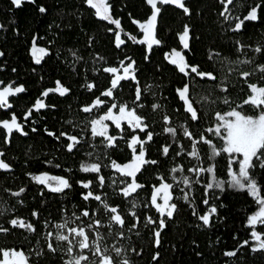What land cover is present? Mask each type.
Returning a JSON list of instances; mask_svg holds the SVG:
<instances>
[{
  "label": "trees",
  "instance_id": "16d2710c",
  "mask_svg": "<svg viewBox=\"0 0 264 264\" xmlns=\"http://www.w3.org/2000/svg\"><path fill=\"white\" fill-rule=\"evenodd\" d=\"M257 2L258 21L247 22L239 33L231 31L233 23L221 15L218 0H184L188 14L181 8L160 5L156 34L160 43L149 49L147 43L138 42L143 39L139 23H145L151 13L146 0H104L110 6L111 18L120 20L118 28L98 17L86 0H22L19 7L12 0H0V81L24 89L10 97V108H0V119L11 113L23 122L29 116L23 128L27 135L14 133L8 145L0 129V148L14 168L11 174L0 175V227L8 225V218L18 216L34 229L0 233V251L10 248L27 252L30 264H68L81 252L88 259L80 264H96L100 259L94 251L97 245L111 257L112 264H264V249L252 250L257 242L251 235L255 231L264 239V224L257 223L254 228L248 225L250 217L264 207L259 203V199H264V169L253 158L257 166L250 175L257 182L258 197L247 189L231 187L229 172L238 169L241 157H235L233 162V155L223 151V133L208 131L218 123L217 113L238 109L242 115L257 116L260 111H252L244 101L248 83L255 81L264 87V0H241L238 10L240 13L247 4ZM41 7L46 11L40 12ZM231 16L235 17V13ZM185 26L190 30L189 48L184 51L187 64L211 73L215 80L195 74L186 76L166 61V52L180 48L178 37ZM117 33L124 40L119 47L115 42ZM238 42L243 46L240 53ZM34 46L46 53L39 63L33 55ZM257 48L262 51L257 52ZM121 62L123 67L134 62L129 78L120 81L111 98L106 97L102 94L111 87L112 78L123 71ZM110 67L117 68V74L104 71ZM245 72L250 75L243 78L241 74ZM185 84L197 113L195 120L176 93ZM64 88L68 92L60 94L56 90ZM43 98H48L47 107L31 109ZM97 98L103 101L98 106L100 110L96 108L100 115L113 103L117 105L114 115L126 105L127 110L135 108L148 127L143 132H133L122 122V130L112 129V133L122 136L114 147H107L103 137L85 135L87 112L83 108ZM167 127L176 130L175 136L165 131ZM185 129L191 137L184 134ZM148 132L152 133V140L144 144L145 159L157 163L142 167L136 182L143 187L124 197L120 189L125 185L121 181L130 183L131 178L124 177L111 164L130 163L133 153L128 141L135 134L146 140ZM71 134L78 136L80 143L69 151L66 137ZM166 146L169 151L164 155L162 149ZM194 149L196 157L190 155ZM139 150L137 144V153ZM214 150L218 154L214 155ZM91 163L101 165L99 173L82 170L81 165ZM177 167L183 171L173 173L171 170ZM197 167L213 171H190ZM44 173L66 179L71 187L62 192L50 191L34 179ZM173 175L177 181L188 177L190 187L174 181ZM99 176L104 177L103 187ZM89 181L85 188L83 184ZM216 182L223 184V190L207 187ZM162 183L173 185L169 203H175L176 209L171 218L164 216L165 227L157 245L154 233L160 230V214L151 204V196L153 186ZM89 191L93 197L101 196V201L93 197L85 200ZM185 193L187 200L183 198ZM157 202L162 200L158 197ZM213 206L217 212L205 226L198 217ZM113 207L117 213L108 210ZM85 211L89 215L81 216ZM73 213L80 219L69 227L83 226L90 247H76L81 237L64 229L63 234L73 242L69 255L68 242L57 241L55 234L60 231L56 225L72 218ZM115 214L121 215L123 225L110 222ZM149 217L156 223H149ZM97 220L99 224H95ZM89 224L94 227L88 228ZM244 241L250 243L241 247ZM49 242L56 251L48 248ZM114 248L121 249L119 256ZM232 251L236 252L234 256L226 255Z\"/></svg>",
  "mask_w": 264,
  "mask_h": 264
},
{
  "label": "snow or ice",
  "instance_id": "6c2138e0",
  "mask_svg": "<svg viewBox=\"0 0 264 264\" xmlns=\"http://www.w3.org/2000/svg\"><path fill=\"white\" fill-rule=\"evenodd\" d=\"M22 0H12V3L19 7L21 5ZM34 2V0H33ZM147 4L150 5L153 9V12L151 14V17L145 22V23H139V28L144 33V38L139 40L138 42L141 44L147 43V46L149 49H151L153 44H159L160 41L158 39L154 38V29L157 21L158 14L160 13L161 9L157 7V0H146ZM161 4L168 5V4H178V6L185 11L186 14L189 13V9L185 6V4L182 2V0H159ZM86 3L90 6H92L96 10V15L98 17H101L105 21H109L111 24L117 26V28L120 26V20L118 19H112L110 15V6L106 3H104V0H99V2H96V0H86ZM233 0H227V3L224 7V12L221 13L222 16H224L225 20H238V22L235 23V27L232 29L233 31L240 30L245 21H256L258 19V9H260V4H256L255 6L251 7V10L249 11L248 15L245 16L243 19H239V17H232L231 15H225V13L229 12L228 4H232ZM40 12H45L46 9L41 7L39 9ZM2 27V26H0ZM111 31V29H110ZM189 32L187 26H185V29L183 33L179 36L180 41H182L183 49L189 48ZM132 39H135V37H132ZM115 42L116 46L119 47L121 44L124 43V40L121 39L120 35L117 33L115 36ZM241 49L243 46H240ZM257 52L262 51V49L257 48ZM37 53L46 54L44 49H37L35 46L33 47V55L36 57V62L39 63L40 57L37 56ZM3 53L0 52V56H2ZM171 64L178 66V70L187 75L195 74L196 76H199L200 78H210L215 80L216 77L213 76L211 73H204L198 71L197 67L190 66L186 63L184 56L179 51L173 50L171 53ZM211 58V56H210ZM134 62H131L128 64L127 67H123V62H121V67H123L124 75H115L114 78L111 80V87L102 95L111 98L113 96V89H116L120 83L121 80H127L129 78V71L133 68ZM15 71V69L13 70ZM104 71L108 73H117L118 69L115 67H110L107 69H104ZM261 71H264V66H261ZM244 77H248L250 73H242L241 74ZM134 79V76L132 77ZM249 88L251 90V95L244 101L245 104H251L254 108L260 110L259 115L256 117L253 116H245L242 115L240 111H237L235 109L230 110L229 112L221 115L220 113H217V119L218 123L214 128L208 129L209 132H214L216 135H221L223 133V139L225 141L226 147L223 149V151L227 152L230 155H233L234 159L233 162H236L235 157L242 156V159L239 160V170L237 172H231L230 176V186L233 188H238L241 190L247 189L251 195L258 197L259 194V188L257 185V182L253 177L250 175V170L255 168L257 165L253 162V158H255L256 161L259 162V167L264 169V87H258L256 84L249 85ZM23 86H19L16 88H12L11 85L8 87L3 88V90H0V108H10L11 105L8 102V98L11 95H15L16 93L23 92ZM181 99L187 102L186 112L191 114L192 119L197 118L196 110L193 108L192 103L188 102V93H189V86L188 84H185L183 89L177 90ZM68 92L67 88L62 89V94ZM44 95H47V92L44 93ZM140 99V92L139 89H137V100ZM103 103L99 98H97L96 102L90 106L83 108L84 112H91L93 108L100 106ZM225 104H228L229 101L225 99ZM37 110L40 108L45 107V105L37 101ZM117 105L113 103L111 107L109 108L108 112L102 116H100L98 119H93L91 123V135L93 137L99 136L103 137L106 146L107 147H114L115 141L117 137L108 135V124L105 123V121H112L115 126L118 129H121V123L126 122L130 129L135 132L136 129H139L141 132H143L148 125L144 123L143 118L138 116L136 114V109L133 108L131 110H127L126 105H122L119 107V114L114 115L113 109H115ZM154 108L159 107L158 105H154ZM31 112L29 111L28 115H30ZM27 119V116L25 117ZM165 119H168L165 117ZM3 128L7 129V132L11 134L13 129L15 128L17 131L21 132L24 135H27V133L23 132V126L17 123L16 117L12 116L11 122L8 120L3 121ZM32 131H35V129H32ZM166 132L171 133L173 136L176 134V130L172 127H167L165 129ZM184 134L186 136L191 137V133H189L186 129L184 130ZM66 135V134H62ZM71 143L68 144V150L71 151L72 148L80 143V140L76 136H68L67 137ZM152 140V133L148 132L146 136V140H140L138 136H133L131 141L129 142V147L133 153V159L130 163H126L123 166L117 164L115 161L112 162L111 167L119 171L124 177H130L131 182L127 183L125 180L121 181V184H124L125 186L120 189V192L123 194L124 197H128L131 194L135 193L137 189L143 187V185L136 182V175L138 172L141 171L142 167L145 164L151 163L156 164L157 162L152 160L148 161L145 159V150H144V144L148 141ZM207 143H211L210 141H205ZM139 144L140 150L137 153L136 151V145ZM163 154H168V147H164L162 149ZM213 154H218L213 152ZM2 155V154H0ZM91 155V153L89 154ZM190 155L196 157L197 153L195 149L190 153ZM51 163V162H49ZM10 166L7 163H4L3 161H0V169H8ZM58 167V165H57ZM82 170L85 172H93V173H99L101 169V165L99 163H91L88 165H81ZM173 173H176L178 171H183L182 167L173 168L171 170ZM190 171L195 172L199 174L200 172H212V168L204 169V168H193L190 169ZM36 181H38L40 184L45 185L49 188L50 191L53 192H62L64 189L70 188L71 185L69 182L62 178V177H54L49 176L48 174H42L34 177ZM163 179V178H161ZM172 179L174 181H177V177L173 175ZM99 183L101 187H103L104 177L99 176L98 177ZM178 183H183L185 186L190 187L191 182L188 177L182 176L180 177ZM82 183V182H81ZM91 182L89 181L87 184H83L85 188L89 187V184ZM115 183V181L113 182ZM173 185L168 183H162L160 186H153L154 191L151 196V204L156 208L157 212L160 214L159 219V229L155 231L154 235L156 237V244L159 245V236L160 231L163 230L165 227V220L164 216L166 215L168 218H171L174 214V211L176 209L175 203H169L171 200L170 190L172 189ZM208 188L217 187L223 190V184L221 182H216L215 184L209 183L207 185ZM21 192L23 189L20 190ZM162 194V195H161ZM18 195V194H17ZM89 197H93V193L89 191L87 195H85L83 198L85 200L89 199ZM158 197L162 200V203H158ZM97 201H101V196L95 195L93 197ZM185 200L188 199V194L185 193L184 197ZM259 203L261 205H264V199H259ZM204 204H208V200H204ZM105 208L107 209V205H105ZM112 213H117V209L115 207L108 209ZM217 212L216 207H210L208 208V211L204 215H200L198 217L199 220L203 222L205 226H208L210 224L211 216L214 215ZM196 213L194 212V215ZM33 215H36V213H33ZM89 213L87 211L82 212L81 216L87 217ZM133 216H135V213H132ZM80 219V217L76 216L75 213H73L72 218L66 219L64 223L57 224L56 228L60 231H58L55 234V239L57 241H66L68 242V248L67 252L69 255H71L73 251V242L70 239L69 235L63 234V230L67 229L68 233L71 234L74 237H81L78 241H76L75 246L79 247L81 250L88 249L90 247L88 242V235L85 232V228L83 226H77V227H69V224H74L76 220ZM114 221L120 225H123L124 221L119 214L112 215L110 217V222ZM149 223H156V221H153L150 217L148 218ZM100 222L97 220L95 221V224H99ZM257 223L264 224V207H261L256 215H252L250 219L248 220V225L251 227H255ZM10 224L13 227H16L19 225L22 228H27L30 231H34L31 224H25L21 220L13 219L10 221ZM88 228H93V224H89L87 226ZM0 231H7V229L0 228ZM123 233H121L122 235ZM53 234L51 232L48 233V236L51 237ZM253 239L257 242L256 246L252 249L253 251L264 249V239H261L260 234L253 231L251 233ZM93 243H96L93 241ZM249 241H244L241 245L243 247L244 245L249 244ZM48 248L52 251H56L55 248H53L52 243H48ZM95 254L100 256V259L96 262V264H112V259L109 255L102 253L101 249L97 245L95 248ZM113 251L117 256L121 254V249L114 248ZM39 254V253H37ZM236 254L235 251L228 252L226 255L228 256H234ZM158 255V254H157ZM0 256H2V261H0V264H27V258L25 257L24 253L17 252L15 250H3L0 251ZM11 257V259H10ZM156 257H154L155 259ZM88 257L81 254L79 255V258H73L69 260L68 264H80L81 260H87ZM123 264H127V261H124Z\"/></svg>",
  "mask_w": 264,
  "mask_h": 264
},
{
  "label": "flooded vegetation",
  "instance_id": "af4514ba",
  "mask_svg": "<svg viewBox=\"0 0 264 264\" xmlns=\"http://www.w3.org/2000/svg\"><path fill=\"white\" fill-rule=\"evenodd\" d=\"M240 1H241V0H233V3H232V4H228L229 12H228V13H225V15H232L233 13H235V17H239V19H243L245 16L248 15V13H249V11L251 10V7H252V6H255L256 4H260V2H257V3L254 4V5H253V4H247L246 6H248V7L246 8V10H242V11H240V13H239V10H238V3H239ZM218 3L221 5V13L224 12V7H225V4L227 3V0H218ZM160 5H164V4H161V3H158V4H157V6H158L159 8H161ZM171 6H172V5H171ZM94 10H95V9H94ZM95 12H96V10H95ZM258 16H259V12H258ZM158 18H159V14H158ZM231 21H232V23H233V26H232V28H231V31H232V32H235V33H239V32H241V31H243V29L245 28V25H246L247 22H256V21H258V19H257L256 21H245L243 27H242L240 30H237V31H233L232 29L235 27V23L238 22V20L232 19ZM156 34H157V29H156ZM180 35H181V34H180ZM180 35H179V36H180ZM178 39H179V37H178ZM179 42H180V48H176V49L172 48L170 51H168V52H166V53L164 54V57H165L166 61H167L170 65H172L170 61H171V58H172L171 53H172L173 50L181 52V54H182V55L184 56V58H185V52H184V51H185L186 49H183L182 41H180V39H179ZM237 44H238V45H237V51L240 53L241 50H242L241 47H240V46H241V43L238 42ZM155 45H157V44H155ZM252 49H253V48H252ZM37 56L40 57L39 61H40V60L42 61V60L44 59V57H45V54L37 53ZM34 58L36 59L35 56H34ZM185 61H186V58H185ZM186 63H187V62H186ZM172 66H175V67L178 69V66H176V65H172ZM184 75H185V74H184ZM243 78H245V77L243 76ZM251 84H256L258 87H263V86H261L258 82H255V81H252V82L248 83V87H247L248 90H247V94H246V98H245V100L248 99V97L251 95V90H250V88H249V85H251ZM13 87H14V86H13ZM56 90H57L58 93L62 94V91H61V90H59V89H56ZM176 93H177V95H178L180 101L183 103V101L181 100V97H180L178 91H176ZM9 99H10V98H9ZM43 101H44L45 104L43 103ZM40 102H42V103L45 105V107L48 106V98H47V100H46L45 98H43V99H41ZM93 104H94V101H92V103H90V106H92ZM183 104H184V103H183ZM36 105H37V103H36ZM36 105H35V107H36ZM245 105L248 106L252 111H259L258 109L254 108L251 104H245ZM90 106H89V107H90ZM35 107L31 106V109L33 108L34 110L37 111V107H36V108H35ZM45 107L40 108V109H38V110H43ZM101 107H102V106H101ZM96 108H97L98 111L100 110L99 107H95V108H93V110H92L91 112H87V114H86V131H87V132H86V134H85V132L82 133V134H85V135L90 136V137H92V138H94V137L91 135V123H90V122H91L93 119H98L100 116L106 114V113L108 112V110H109V107H108L107 110H106L102 115H100V113L97 112ZM236 110L238 111V109H236ZM96 112H97V113H96ZM97 114H98V115H97ZM258 115H259V113H257V116H258ZM12 116H13V114L10 113L8 117H3V118H1V119H0V122L5 121V120H8L9 122H11V118H12ZM14 116H15V115H14ZM15 117H16V116H15ZM253 117H256V116H253ZM27 118H29V116H27ZM16 120H17V123H19L20 125H22L23 128H24V125L26 124L25 121H27L28 119H27V120L25 119V121L21 122V121L16 117ZM105 123L108 124V135L112 136L111 134H113L114 137H117V139H118V138H122V136H121L120 133H118V132H117V134H115V132L112 133V131H113L112 129H113V128L118 129L112 121H105ZM0 129L2 130V132H3V134H4V141L7 143V145L9 144V140H10V138L12 137V135H13L14 133H17V134H20V135H24V134H22L21 132L17 131L15 128L13 129V131L11 132V134H9V135L7 134V129H4L2 126H0ZM118 130H120V129H118ZM23 132H24V130H23ZM69 136H76V135H75V134H71V135H69ZM135 136H137V134H135ZM67 137H68V136H67ZM67 137H66V139H67V142H68V144H69V143H71V141H70ZM76 137H78V136H76ZM96 137H98V136H96ZM131 139H132V138H131ZM131 139H130V141H131ZM130 141H128V142H130ZM0 154H2V155H0V161H3L4 163H7V164L10 166L8 169H0V175H3V174H5V173L11 174V173L13 172L14 168H13V166H12L11 163H9L8 161L5 160V158H4L5 155H4V151H3L2 148H0ZM44 174H45V173H44ZM40 175H42V174H40ZM48 175H49V174H48ZM49 176H53V175H49ZM56 177H59V176H56ZM44 186H45V185H44ZM45 188L49 189L47 186H45ZM87 191H88V190H87ZM12 193H13V192H12ZM161 195H162V194H161ZM13 219L22 220L25 224H30L25 218H21V217H18V216H14V217H10V218H8V225H7V226L3 225V226H1L0 228L7 229V231L10 230V229L28 230L27 228H22V227H20L19 225H17L16 227H13V226L10 224V221L13 220ZM28 231H30V230H28ZM3 232H6V231H0V233H3ZM3 250L11 251L10 248H4V249H2L1 251H3ZM16 251H17V252H21L22 250H16ZM22 252L24 253L25 257L27 258V264H30V263H29V259H30L29 254H28L27 252H24V251H22ZM10 259H11V257H10ZM0 261H2V256H1Z\"/></svg>",
  "mask_w": 264,
  "mask_h": 264
},
{
  "label": "water",
  "instance_id": "95a60500",
  "mask_svg": "<svg viewBox=\"0 0 264 264\" xmlns=\"http://www.w3.org/2000/svg\"><path fill=\"white\" fill-rule=\"evenodd\" d=\"M96 2H99V0H96ZM182 2L184 3V0H182ZM158 3H160L159 2V0H157V4ZM168 5H172V6H174V7H177V8H180L179 6H178V4H168ZM150 6V5H149ZM151 7V6H150ZM158 7V6H157ZM152 12H153V9H152V7H151V13H150V15L147 17V19H146V21L151 17V14H152ZM145 21V22H146ZM157 25H158V17H157V21H156V25H155V29H154V38L155 39H157L156 38V29H157ZM143 33V32H142ZM143 38H144V33H143ZM155 44H153L152 46H154ZM9 85H11V84H3L1 81H0V90H3V88H5V87H8ZM11 87L14 89V88H16V87H13L12 85H11ZM21 93V92H20ZM20 93H16L15 95H11V96H9V98L10 97H12V96H16V95H18V94H20ZM9 98H8V100H9ZM182 100V99H181ZM183 101V103H184V109L186 110V107H187V102L186 101H184V100H182ZM188 102H190L189 101V99H188ZM190 114V113H189ZM190 116H191V114H190ZM0 126H2L3 127V121L2 122H0ZM7 134L9 135V133L7 132ZM160 186V185H159ZM153 191H154V189H153ZM22 221V220H21Z\"/></svg>",
  "mask_w": 264,
  "mask_h": 264
},
{
  "label": "rangeland",
  "instance_id": "374dc122",
  "mask_svg": "<svg viewBox=\"0 0 264 264\" xmlns=\"http://www.w3.org/2000/svg\"><path fill=\"white\" fill-rule=\"evenodd\" d=\"M116 74H117V73H116ZM118 75L123 76V75H124V72L122 71L121 74H118ZM240 157H241V159H242V156H240ZM238 170H239V166H238V169H237V170H230L229 173H231V172H237V173H238ZM54 177H56V176H54ZM230 179H231V176H230V174H229V181H230Z\"/></svg>",
  "mask_w": 264,
  "mask_h": 264
}]
</instances>
